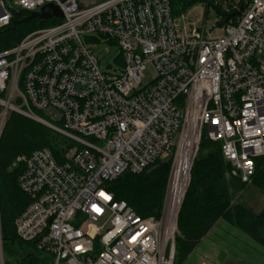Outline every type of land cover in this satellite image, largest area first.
<instances>
[{"label": "built area", "instance_id": "built-area-1", "mask_svg": "<svg viewBox=\"0 0 264 264\" xmlns=\"http://www.w3.org/2000/svg\"><path fill=\"white\" fill-rule=\"evenodd\" d=\"M62 1L0 0V30L17 11L27 17L53 4L63 15L0 53V138L16 113L68 144L60 156L44 148L17 159L20 189L32 202L16 218V234L49 264H174L203 136L220 143L242 183L264 157V0H248L235 17L244 0H211L222 13L194 6L198 19L175 16L170 0ZM101 41L118 48V71L101 68L90 47ZM149 69L154 77L144 82ZM169 159L167 198L180 160L188 177L159 218L138 215L108 188L125 172Z\"/></svg>", "mask_w": 264, "mask_h": 264}, {"label": "trees", "instance_id": "trees-1", "mask_svg": "<svg viewBox=\"0 0 264 264\" xmlns=\"http://www.w3.org/2000/svg\"><path fill=\"white\" fill-rule=\"evenodd\" d=\"M175 16L186 13L199 3L220 7L211 0H170ZM21 13L15 20L25 17ZM228 16L223 20L228 22ZM35 19L18 25L15 30H0V53L14 48L34 29L57 21ZM65 139L45 126L23 116L10 115L0 138V225L6 264L16 256V264H49L50 258L34 243L21 241L14 226L16 218L30 205L31 198L19 186L22 167L17 164L21 155L50 148L60 156ZM220 143L203 136L198 155L191 169V177L178 216L180 235L176 239L174 264H184L220 221H225L255 243L264 247V212L254 215L242 206L237 196L248 184L233 174L231 166L221 154ZM172 159L157 162L141 174L125 172L108 188L116 200L126 201L142 217L162 215ZM251 183L264 189V157L257 159V169Z\"/></svg>", "mask_w": 264, "mask_h": 264}, {"label": "rangeland", "instance_id": "rangeland-1", "mask_svg": "<svg viewBox=\"0 0 264 264\" xmlns=\"http://www.w3.org/2000/svg\"><path fill=\"white\" fill-rule=\"evenodd\" d=\"M82 1L91 4L103 0H80V2ZM206 4L199 3L196 6H206ZM227 5L228 2L223 4L225 7ZM193 8L195 7L190 8L186 12V15L191 13L192 19H198L201 16V11L197 10L193 12ZM216 16L217 11L214 9L209 16L211 23L215 21ZM34 30L36 28L34 29L33 27ZM90 47L99 56L102 69L119 70L120 66L117 64L119 51L116 46H111L101 41L99 44H91ZM153 77L154 72L152 69H149L145 74L144 82H150ZM66 146L68 147V144L65 141L60 146V149L65 152ZM167 200L168 198L166 197L163 211L167 206ZM237 200L254 215H260L264 212V189L259 188L253 183L245 187L237 196ZM179 235L180 232L177 234L176 239ZM16 259L15 256V258L11 257L8 261L11 264H16ZM184 264H264V247L255 243L225 221H220Z\"/></svg>", "mask_w": 264, "mask_h": 264}, {"label": "water", "instance_id": "water-1", "mask_svg": "<svg viewBox=\"0 0 264 264\" xmlns=\"http://www.w3.org/2000/svg\"><path fill=\"white\" fill-rule=\"evenodd\" d=\"M247 5H248V0H244L243 4L240 7V10L238 12L233 13L231 15V17L241 16L243 11L246 9ZM15 15L17 17H20L21 12L17 11V12H15ZM51 18L62 19L63 15L57 6H55L53 4H48L38 12L30 13L27 17H24L21 20H15L12 23V25L10 26L9 30H15V28L18 25L25 24V23L32 21V20H35V19L47 21V20H50Z\"/></svg>", "mask_w": 264, "mask_h": 264}, {"label": "bare ground", "instance_id": "bare-ground-1", "mask_svg": "<svg viewBox=\"0 0 264 264\" xmlns=\"http://www.w3.org/2000/svg\"><path fill=\"white\" fill-rule=\"evenodd\" d=\"M47 23H50V21ZM188 171H189V164L186 159L177 162L171 179V188L167 200V207L174 205L178 201L180 193L182 189L185 187L188 177Z\"/></svg>", "mask_w": 264, "mask_h": 264}, {"label": "snow or ice", "instance_id": "snow-or-ice-1", "mask_svg": "<svg viewBox=\"0 0 264 264\" xmlns=\"http://www.w3.org/2000/svg\"><path fill=\"white\" fill-rule=\"evenodd\" d=\"M102 196H104V193H101ZM105 199H107V197H105Z\"/></svg>", "mask_w": 264, "mask_h": 264}, {"label": "crops", "instance_id": "crops-1", "mask_svg": "<svg viewBox=\"0 0 264 264\" xmlns=\"http://www.w3.org/2000/svg\"><path fill=\"white\" fill-rule=\"evenodd\" d=\"M222 221H223V220H222ZM217 225H218V224H217ZM213 230H214V229H213ZM213 230H212V231H213ZM212 231H211V232H212ZM203 240H204V239H203ZM203 240H202V241H203ZM201 243H202V242H201ZM191 255H192V254H191ZM189 258H190V257H189ZM189 258H188V259H189Z\"/></svg>", "mask_w": 264, "mask_h": 264}]
</instances>
